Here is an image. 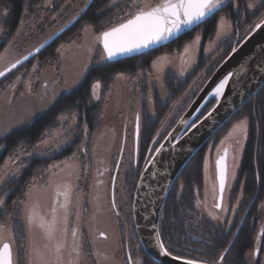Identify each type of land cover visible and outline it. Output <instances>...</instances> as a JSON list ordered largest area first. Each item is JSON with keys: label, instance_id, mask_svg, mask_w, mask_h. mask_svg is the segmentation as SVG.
Returning <instances> with one entry per match:
<instances>
[{"label": "rangeland", "instance_id": "374dc122", "mask_svg": "<svg viewBox=\"0 0 264 264\" xmlns=\"http://www.w3.org/2000/svg\"><path fill=\"white\" fill-rule=\"evenodd\" d=\"M158 2L159 0H137V4L145 7L154 6ZM223 4L227 6L231 4L235 10L244 4L245 8L239 7L242 15L238 20V30L235 28L237 25L234 26L231 20L219 13L217 30L205 43L202 31L198 30L192 40L178 52L157 55L151 63L150 70L139 71L134 75L116 74L107 85L99 80L92 82L88 102L97 108L93 131L87 125V112L84 109H80L82 113L77 110L69 111L60 114L56 125L47 130L37 143L29 147L24 146L7 155L0 168V201L3 202L0 203L2 221L0 226H3V230L0 231V243L7 242L12 245L14 264H33V249L41 250L50 264H54L55 246L58 243L62 245L60 255L63 264L73 262L81 264L83 255L79 241L85 219V203L83 205L79 195L84 194V190L93 197L91 216H94L88 224L94 234V237L93 235L90 237V243L95 246L99 264H142V260H136L137 257L134 256L137 250L141 249L135 235L130 244L131 234L135 233L132 207L138 178L155 150L211 77L210 73L227 58L224 59V56L231 48L225 49L222 44L233 38L231 45L234 46L236 42L245 39L264 18V0H222L221 5ZM92 5L93 1L90 0H41L34 5L29 1L19 25L10 35L11 30L5 29L8 10L0 1V49L2 47L0 71L6 70L56 36L81 14L85 15ZM136 10L133 0H110L99 29L89 24L83 26L80 21L82 16L50 44V46L57 44L52 60H42L46 59L42 53L50 48L49 46L33 61L25 63L2 78L0 139L13 130L25 127L37 116L49 110L59 98L71 95L79 89L90 70L107 62L102 42L98 37L102 32L126 20ZM249 18L252 22L248 24ZM77 22L79 24L76 26ZM202 54L207 59L206 63L189 87L179 96L170 92L165 85L166 74L170 73L185 81L194 74ZM161 103L168 106L167 113L159 122L152 140L141 139V127L145 121L156 122L162 108ZM212 107L213 105L197 119L202 118ZM231 122L224 126L223 131L219 130V135L217 132L207 144L202 165L203 190L197 195L196 201V214L199 218L195 221L194 227L200 231V239L209 234L204 221L229 230L235 220L241 218V222L245 220L249 208L258 204L257 212L261 217L257 223L253 247L246 254V259L248 264H258L261 255V264H264V196L258 201L255 196L250 204L243 203L240 190L236 199H231L248 142L249 122L247 118L234 119ZM70 146L71 148L66 151ZM225 149L228 152L225 158L227 179L220 203L216 161L224 156ZM31 158L45 159L48 162L24 184L23 180L22 183L20 181L21 174L28 168ZM114 173L117 180L115 195L117 203L114 213H110L111 192L110 187L106 185L111 183ZM65 191L68 192L67 201L63 195ZM255 201L257 202L254 203ZM65 204L68 220L66 235L62 231L64 227L62 223L57 224L53 240H49L47 233L38 226V223H29L28 217L32 211L50 221L52 209L55 208L57 218H62L64 216L62 205ZM74 214L77 215L76 221H72ZM118 214L124 218L129 217L130 227L120 228L125 234L119 233L118 225L112 221L119 220ZM19 223H22V228ZM185 224L187 232L190 231L189 226L192 223ZM73 228L77 230L76 237L71 234ZM237 232L229 245L234 243ZM189 233L193 235L192 232ZM196 235L199 236L198 233ZM123 239L125 244L121 245ZM162 242L164 244L163 240ZM170 242L171 240L167 241L168 244H171ZM136 244L137 248L134 250ZM45 245L48 247L45 248ZM74 247L78 248V257L73 251ZM197 248L206 249L202 245H197ZM258 248L263 252L257 257ZM227 249L224 252L221 249L216 252L214 250L211 256H216V260L213 256L207 257L211 260L206 257L204 260H193L224 264L220 263L222 256L219 255H226ZM140 251L142 254L143 250ZM184 251H189V254L195 250L189 247ZM127 253L128 255L130 253L132 261H127ZM118 255L125 258L124 262L120 259L117 263Z\"/></svg>", "mask_w": 264, "mask_h": 264}, {"label": "trees", "instance_id": "16d2710c", "mask_svg": "<svg viewBox=\"0 0 264 264\" xmlns=\"http://www.w3.org/2000/svg\"><path fill=\"white\" fill-rule=\"evenodd\" d=\"M0 1L2 5L4 4L6 6L8 10L5 20V25L7 27L5 29L6 31L11 30L9 31V34L12 35V31H15L19 25L24 9L29 1H31V4L34 5L41 0ZM109 1L110 0H95L87 13L85 15L83 14V17L81 16L82 18L80 21H82L83 26L85 24H89L93 25L96 29H99L102 21L104 20L103 17L107 13L106 9ZM239 7L245 8L244 4L239 5ZM239 7H237V10L239 9L237 11L233 6H231V4L228 6L223 5L221 11L219 12L231 20L234 26L237 25L235 27L236 30L239 29L238 20L242 15V11H240ZM219 13L211 16L201 26L181 36L163 48L147 52L140 57L127 58L114 63H104L103 65H99L90 70L79 89L72 92L71 95L59 98L58 101L49 108V110L37 116L25 127L13 130L8 135H6V137L0 139V150L2 149L0 153V168L4 164V160L9 153H13L24 146L29 147L37 143L44 133L47 132V130L52 129L56 125L57 117L60 114L74 110L80 111V113H82L80 109H84V111L87 112V125L89 129L93 131L92 129L95 127L94 116L97 108L88 102L91 96L92 82L99 80L104 85H107L110 81H112L116 74L126 73L134 75L139 71L144 72L150 70L151 63L153 59L157 57V55L167 52H178L185 46V44L192 40L198 30L202 31L205 43L208 39L214 36L217 30ZM247 15L249 16L248 12L246 13V17H248ZM250 22H252V19H247V23L249 24ZM78 24L79 22H77L76 26ZM232 41L233 38L224 42L222 44L223 47L225 49H232V47H234L233 44L231 45ZM56 47L57 44L55 43L52 44L50 48L46 49L42 53L43 58L46 59L42 60H52L55 57ZM230 50L227 51L224 59L229 55ZM206 60L207 59L202 54L199 58L194 74H191L185 81L179 80L170 73L166 74L165 85L167 89L170 92H173L175 95H181L186 90V88L189 87L197 73L204 68ZM212 73H210L209 76H211ZM214 102V100L209 102L198 117H201L206 112V110H208L210 106L214 104ZM160 106H162V108H160L156 122L152 120L145 121L141 127V139L145 138L146 140H152L159 122L167 113L168 106L162 105V103ZM244 118H247L249 122V137L240 165L237 183L235 184V187L231 193V199L235 200L240 190H242V202H247L250 204L255 196H257V201L261 200V198L264 196V84L256 92V94L222 126L220 132L225 129V125L230 124V122L234 119L240 120ZM148 130L149 133H147ZM217 135H219V132ZM207 144L190 160V162L177 178L165 201L161 214L162 221L160 224V233L165 246L168 248L167 250L178 257H187L186 259L190 258V260H204L205 257L207 258L212 256L214 260H216V256H211V253L214 250V252H216L220 249L222 252H224L229 247V244L238 230L242 219L235 220L229 230L226 227L222 229L220 226H213L210 222H204L206 227L209 229V234H205V238L203 239H200V231L196 230L195 227L190 228V231L187 232L185 223L188 222V216H190V214L193 216L194 223L198 219L196 214V201L197 195L203 190L202 165L204 162ZM69 148H71V146L67 147L66 151L69 150ZM47 162L48 160L46 161L45 159H32L28 164V168H26L21 174V183L22 180L24 184L27 183ZM16 184H19V179L16 181ZM11 202L12 201H10V204ZM257 208L258 204H255V207H251L234 243L227 251V254L224 255V264H248L246 254L253 247L257 223L261 217V215H258ZM3 222L4 224L6 223L4 219ZM1 223L2 221H0V224ZM19 224L22 228V223ZM189 232H192L193 235H190ZM197 233L199 238L196 237ZM18 240L19 237L17 238V243L19 242ZM168 240H171V244L167 243ZM197 245H202L203 247H206V249L200 250L197 248ZM189 247L195 251L189 254V251H184ZM220 256H222V254H220L219 257ZM142 257L143 264H157L144 251H142ZM207 259L211 260L209 258Z\"/></svg>", "mask_w": 264, "mask_h": 264}, {"label": "water", "instance_id": "95a60500", "mask_svg": "<svg viewBox=\"0 0 264 264\" xmlns=\"http://www.w3.org/2000/svg\"><path fill=\"white\" fill-rule=\"evenodd\" d=\"M90 1L92 2V0ZM223 5L211 16L219 13ZM83 14H81V16ZM81 16L73 23L68 24L56 36L19 60V63H14L16 64L15 68L10 66L2 71L5 74L0 76V80L34 59L44 49L49 47L55 39L66 32L77 20H79V18H81ZM209 18L199 23L198 26L194 25L191 29H185L168 41L154 44L150 48L140 49L139 51L124 56H117L111 60L106 59V63H114L127 58L138 57L147 52L163 48L181 36L195 30ZM262 20H264V18ZM234 48L236 51H231L227 58L213 72L183 116L158 146L157 149H160V151L157 152V149L155 150L138 178L132 207L134 229L141 249L157 264H184V260H190L185 258L181 260L173 259V257L177 256L172 254L164 255L159 249V243L162 242L160 235L162 209L174 183L190 160L264 84V24H262L260 28L255 27L245 39L236 42ZM8 69L11 70L9 71ZM225 79H227V83L223 92L221 95L217 96L215 94V89ZM212 100L215 101L212 109L202 118L197 119L202 110ZM217 179L219 201L221 203L223 192L220 190L218 170ZM226 179L227 165L224 189L226 186ZM243 223L244 220L241 222L237 234ZM230 247L231 245H229L227 251ZM223 256L224 254L220 259V263L222 262ZM197 262L198 264H209L203 261Z\"/></svg>", "mask_w": 264, "mask_h": 264}, {"label": "snow or ice", "instance_id": "6c2138e0", "mask_svg": "<svg viewBox=\"0 0 264 264\" xmlns=\"http://www.w3.org/2000/svg\"><path fill=\"white\" fill-rule=\"evenodd\" d=\"M221 4L222 0H159L154 6L145 7L137 4V0H133V6H135L137 10L126 20L102 32L98 37L103 44L105 53L104 58L111 60L117 56H124L139 51L140 49L150 48L154 44L168 41L185 29H191L194 25L198 26L199 23L214 14V12L220 8ZM262 24H264V20H261L255 27L260 28ZM232 51L235 52L236 49L234 48ZM17 63H19V61H17ZM11 67L15 68L16 64H12ZM8 70L10 71L11 69ZM4 74V72L0 71V76ZM226 83L227 79L222 81L215 89V94L217 96L222 94ZM156 151L159 152L160 149ZM227 154V149H225L224 156L216 161L221 192H223L225 184V158ZM63 195L67 201L68 192L65 191ZM0 203L3 202L0 201ZM113 206L115 205L113 204ZM216 206L219 207V205ZM62 207L64 208V216L62 218H57L55 208L52 209V219L50 221H46L43 217L32 211L28 217L29 223H38V226L47 233L49 240L54 239L57 224L62 223L64 225L62 231L66 235L68 231L67 206L65 204L62 205ZM2 230L3 226H0V231ZM71 234L73 237H76L77 230L73 228ZM101 235H103V233H101ZM47 247L48 246L45 245V248ZM61 247L62 245L59 243L55 246L56 258L54 264H63L60 255ZM159 249L162 254L171 255L165 248L163 242L159 243ZM73 251L77 253L78 257V248L74 247ZM33 256V264H50L44 253L39 249H33ZM173 259L181 260L183 258L177 256L173 257ZM0 264H13V250L11 245L7 242L0 243ZM73 264H75V262H73ZM184 264H198V262L194 260H184Z\"/></svg>", "mask_w": 264, "mask_h": 264}, {"label": "flooded vegetation", "instance_id": "af4514ba", "mask_svg": "<svg viewBox=\"0 0 264 264\" xmlns=\"http://www.w3.org/2000/svg\"><path fill=\"white\" fill-rule=\"evenodd\" d=\"M93 1V0H92ZM94 2V1H93ZM2 44V43H1ZM48 48V47H47ZM2 52V47L0 49V54ZM38 56V55H37ZM34 59L30 60V61H33ZM137 134H139V129L137 130ZM93 138V137H92ZM32 159H35V158H31ZM120 169V167L117 169V171ZM116 175H117V172H116ZM116 175L115 173L113 174V178L111 180V183L109 185H106L108 187H110V197H111V208H109V212L110 213H114V208L116 209V198H115V195H116V186H117V180H116ZM84 194H81L79 195V197H81L82 201H83V205L85 203V210H84V213H85V219H84V222H83V231L81 230V235L82 237L80 236V251H81V254L83 255V259H81V264H99V258H98V255L96 253V249H95V246L93 243H90L91 239L90 237H94V234L92 233L90 227H89V224L88 222H90L89 220H91L93 218V216H91L92 214V208H93V200L91 197V195L89 193H86V191L84 190L83 191ZM202 193V191H201ZM199 193V194H201ZM113 204L115 206H113ZM251 208H249V211H250ZM249 213V212H248ZM247 213V215H248ZM75 215V214H74ZM72 215V221H76L77 219V215ZM247 215H246V218H247ZM118 219L119 220H112L113 222H115L118 226H117V231L119 233H124V231H122L120 228H129V217H126L124 218L121 214H118ZM133 216V215H132ZM199 218V217H198ZM245 218V219H246ZM245 221V220H244ZM188 222H191L192 225L189 226V228H193V223H194V220H193V217L190 215L188 216ZM205 222V221H204ZM241 224V223H240ZM244 224V223H243ZM242 227V226H241ZM237 232V231H236ZM134 235L136 236L135 233L131 234V239H130V244L132 243L133 241V238H134ZM104 236V234L102 235ZM106 238V237H104ZM136 239V242H137V237L135 238ZM125 244V241L124 239L121 240V245H124ZM262 244V242H261ZM263 245V244H262ZM137 248V244L134 245V250ZM134 250H133V253H134ZM141 250V249H140ZM139 249L137 250V253L134 254V256H136V260L138 259H141L142 260V264H143V257H142V254H141V251ZM263 252V250L260 251V249L258 248L257 250V257ZM122 255V254H120ZM118 255L117 259V263H119V260L121 259L123 262H124V259L122 256ZM225 256H223L224 258ZM260 257L261 255L259 256V260H258V264H261V260H260ZM127 261H132V257L130 256V253L128 255L127 253ZM129 258V259H128ZM223 258H222V262H223ZM131 264V263H130Z\"/></svg>", "mask_w": 264, "mask_h": 264}]
</instances>
